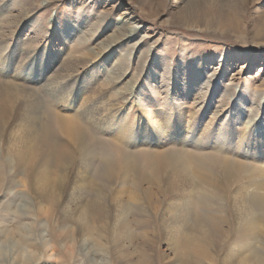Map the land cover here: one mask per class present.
Masks as SVG:
<instances>
[{
    "label": "rangeland",
    "instance_id": "rangeland-1",
    "mask_svg": "<svg viewBox=\"0 0 264 264\" xmlns=\"http://www.w3.org/2000/svg\"><path fill=\"white\" fill-rule=\"evenodd\" d=\"M44 2L0 0V86L15 84L35 92L44 111L42 127L49 130L57 141H64L56 116L62 111H67V115L73 114V109L66 106L75 97L73 92L64 91L53 99L54 91H61V86L69 81V76L62 77L69 72L68 66L85 54L78 63L75 76L80 81L83 79L82 84L68 85L78 96L76 106L84 95L91 100L100 98L96 93L101 87L106 89L105 94L109 90L115 92L120 101H124L121 105L127 108L124 116L118 118V112L113 117L106 112L109 105L104 101L101 107H96L98 111L92 109L91 117L77 114L75 119H71L81 128L90 152L97 157L94 172L99 169L101 155L109 152L117 167L121 166L120 161L126 155L138 157L141 169L136 176L139 180L143 178L145 171L141 156L149 155L150 151L129 138L130 129H136L145 115L155 116L158 108H165L169 101L166 89L176 82L173 78L178 65L185 66L186 70L180 74L178 83L184 93L181 101L185 104L192 100L183 82H189L197 74V68L191 65L205 60L207 79H211L212 74L215 77L200 83L203 92L198 105L213 98V105L219 107L216 116L211 110L205 111L204 121H223L227 111H232V116L237 117L235 101L242 95L248 109L244 117L247 118L251 111L258 114V118L262 116L264 0H50L43 5ZM120 21H123L121 28L118 27ZM130 25L137 26V33L129 39L121 33ZM68 28L72 30L68 32ZM90 49L91 52L84 53ZM95 65L97 73L92 69ZM56 73L61 77L55 76ZM106 79L110 80L104 84ZM134 90L132 98L125 100ZM149 92L155 97V104ZM67 95L68 100L61 101ZM168 103L167 113L174 111ZM109 115V123H103ZM57 157L51 163L53 179L57 176ZM132 176L126 182L128 185L134 181ZM95 178L96 175L88 178L82 190L83 199L89 201L96 193L100 199L105 197V189L93 191ZM120 180L115 179L114 185H118ZM22 181V178L15 177L12 183L6 178L0 184V264H22L25 251L30 253L28 264H119L111 257L117 239L113 238L112 224L103 229L107 238L103 239L105 244L99 245L88 235L79 236L76 220L69 219L76 207L70 197L75 184L73 176L62 182L67 188L64 193L70 207L66 210L49 209L44 202L40 206L34 205L33 194L19 183ZM148 185L152 183L148 182ZM134 217L131 211L130 219ZM133 228L136 233L133 242L136 244L129 245V249L139 250L142 240L137 231L140 229L137 226ZM148 236L144 247L154 254L152 264H173L163 254L173 257L164 235L156 230ZM256 250L264 259V251L260 252L258 246ZM133 254L136 253H132V257L138 259Z\"/></svg>",
    "mask_w": 264,
    "mask_h": 264
},
{
    "label": "bare ground",
    "instance_id": "bare-ground-1",
    "mask_svg": "<svg viewBox=\"0 0 264 264\" xmlns=\"http://www.w3.org/2000/svg\"><path fill=\"white\" fill-rule=\"evenodd\" d=\"M49 2L45 0L43 5ZM49 20H53L52 17ZM122 22H119V28ZM71 30L68 28V32ZM136 33L137 26L130 25L121 34L130 39ZM78 45L84 51L83 46ZM89 52L91 49L84 53ZM84 55L75 58L68 66L69 72L62 77L69 76V81L64 79L67 83L61 86V91H54L53 99L64 91L73 92L75 97L66 106L74 113L67 115V111H62L56 116L64 141H57L49 130L42 127L44 111L35 92L13 83L0 86V184L6 178L12 183L15 177L22 178L19 183L33 194L34 205L40 206L44 202L49 209L66 210L70 207L64 193L67 188L62 182L73 176L75 184L70 197L76 207L69 219L76 220L79 236L88 235L99 245L105 244L103 239L107 238L103 229L112 224L113 238L117 239L111 257L119 264H152L154 254L145 249L144 244L149 239L148 234L156 230L164 235L173 257L163 254L173 264L218 261V264H264L256 250L258 246L260 252L264 251V111L260 118L252 111L245 118L248 109L242 95L235 101L237 117L227 111L223 121H204L205 111L211 110L216 116L219 107L213 105V98L198 105L203 92L200 83L215 77L212 74V78L207 79V61L191 65L197 68L196 78L183 82V87L191 93L193 103L185 104L181 101L184 93L178 83L180 74L186 70L185 66L178 65L173 78L176 82L166 89L167 103L174 111L167 113L166 103L165 108H158L157 115H145L136 129H130L129 138L150 151L149 155L141 156L144 160L143 178L139 180L136 176L141 169L138 157L126 155L120 161L121 166L117 167L109 152L101 155L99 169L94 172L97 157L90 152L81 128L71 119L77 114L91 117L92 109L97 110L96 107H101L104 101L109 105H106V112L113 117L118 112V118L124 116L127 108L121 105L124 101H120L115 92L109 90L105 94L106 89L101 87L97 89L98 93L93 92L100 94V98L91 100L84 95L76 106L78 96L68 85L82 84L83 79L80 81L75 76ZM42 69L45 71L43 66ZM55 76L60 78L61 74ZM109 80L106 79L104 84ZM100 84L103 86L102 82ZM135 92L131 91L125 100L132 98ZM67 98L68 95L61 101ZM151 99L155 104L153 95ZM110 115L102 122L109 123ZM56 156L58 170L53 179L51 163ZM90 175H96L94 192L106 190L104 198L100 199L97 193L89 201L81 197ZM131 176L134 181L128 185L126 182ZM115 179H121L118 185H114ZM131 211L135 216L132 219ZM133 226L140 229L137 231L142 240L139 250L129 249L136 236ZM132 253H136L133 256L138 259H134ZM23 254L22 264H28L30 253L25 251Z\"/></svg>",
    "mask_w": 264,
    "mask_h": 264
}]
</instances>
